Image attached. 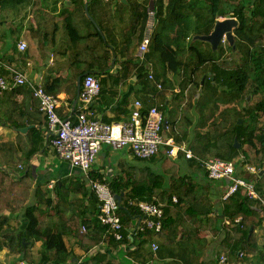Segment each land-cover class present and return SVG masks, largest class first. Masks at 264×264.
<instances>
[{
    "label": "trees",
    "instance_id": "16d2710c",
    "mask_svg": "<svg viewBox=\"0 0 264 264\" xmlns=\"http://www.w3.org/2000/svg\"><path fill=\"white\" fill-rule=\"evenodd\" d=\"M24 1L0 0V9L6 4H21ZM128 1L131 4L134 3L131 0ZM149 1L145 0L144 9L146 10ZM139 6L140 4H137V7L135 5L133 7L138 11ZM155 6L154 13L157 23L147 56L149 55V58H154V60L160 59L172 72L173 81L163 78L160 82L162 86L167 84L173 88L177 82L182 90L190 91L188 98L191 102L189 105L198 116L197 121L194 122L193 116L186 114L187 109L181 114L180 120H175L173 125L177 122L175 126L182 128V123L185 122L184 134H187V127L191 123L202 128L207 127L206 131L197 130L190 143L191 149L198 156L217 155L226 160H233L244 153V160H239L237 163V168L240 169L248 162V155L244 150V146L248 144L255 153V156L249 160L259 162L260 169H263L264 0H155ZM42 11L39 8L35 10L38 30L40 29L39 18ZM81 12L90 24H94L89 14L86 13L84 5L81 7ZM226 16L236 17L239 21V25L234 29V44L226 43L225 46L221 43L214 50L209 42L195 39L197 35L209 34L213 30L216 20ZM71 19H67L63 23H53L51 28L55 32L62 28L65 29L69 43L74 44L78 49L81 38H86V35L78 31V27ZM144 22H146L145 18ZM96 34L105 44L101 31L96 29ZM139 36L138 39L141 38ZM229 52L239 53L242 64L238 66L226 65L224 61H227ZM102 54L107 61L114 56V52L105 45ZM131 60L132 57H127L124 61L121 78L128 75L126 73L128 69L131 72V69L136 68V64L134 65ZM138 70H145L144 66L138 67ZM82 74L83 80L86 73L82 72ZM204 76L206 77L202 83ZM146 77L149 79V74ZM156 77L158 76L156 75ZM188 85L190 88H186ZM20 89L21 87L0 91V121L8 123L12 128H18L31 122L29 119L20 120L23 113L19 111L18 103L14 98ZM32 96L36 98L34 95ZM233 101H236L238 107L231 106L220 110L219 103ZM239 119H242L241 123L238 122ZM170 130L172 134L176 135L174 128L170 127ZM18 134L28 140L29 147L26 150L23 148L22 142L20 143L18 140V145L22 151L24 150L26 158L34 155L45 145L43 143L46 136L37 126L31 127L25 133L18 132ZM235 137L240 142L238 148L234 145ZM49 141L50 138H48ZM17 156L18 149L13 141H0V218L7 212L11 215L24 213L27 220V224L23 228V231H26L24 237L27 242V245L23 246L24 250L28 247L31 239L43 241L39 262L30 259L29 253L25 251L21 259L33 264H68L73 256V251L66 245L65 229L63 230L60 226L68 227L67 224L71 226L72 223H76L80 213L73 214L64 220L55 219V216H60L62 209L66 212V208L69 207L67 202L71 204L74 200H68V194L71 191H76L74 187L76 183L74 180H69L71 182L67 184L66 179L56 182L55 189L58 193V200L55 204L47 197V192L42 190V186L36 185V200L31 202L33 177L30 169L27 168L23 174L16 177H13L10 172L17 163L14 162ZM155 157L144 159L154 161ZM166 160L162 164L163 171H156L149 166L144 167L145 173L142 174L146 175V179L135 178L124 184L116 179L113 183H109L114 193H120L127 186L130 187V191L125 193L121 200L119 214L123 222H128L136 215L142 219L144 217L137 206L129 203L131 199L166 202L163 206V227L159 233L166 238L171 230L175 235H180L181 242L190 243L192 251L188 257L183 258L184 264H213V262L201 260L206 240L199 236V230L202 228L201 224L206 221V225L211 224L217 231L225 217L230 219L232 224L226 226L222 249L229 254L230 259L239 258L240 255L237 253L244 251L245 256L241 259L248 260L250 254H255L258 264H264V244L260 245L258 237L255 235V229L262 224L264 219V207L260 200L250 198L244 190L240 189L226 198L219 213L212 216L213 208L211 200L207 196L213 185L211 180L208 179L204 184L187 174L181 175L177 168ZM167 174H170L169 178L166 177ZM206 175L208 176L207 173ZM91 176H93L92 172ZM250 178L256 180L257 190L263 192L264 174L259 175L258 172ZM76 181H78L77 192L81 191L83 195L90 194V197H93L91 203L94 204L93 228L86 232H82L80 228L78 232L83 247L88 249L102 240L105 227L98 221L99 200L97 195L93 191L89 192L85 181L81 179ZM173 194L177 196L176 203L171 202ZM42 205H45L47 210ZM49 209H53L54 212L51 213ZM238 217H241V220L237 223L235 219ZM59 221H61V225ZM88 222L89 219L83 220L85 224ZM179 226L182 228L179 229ZM251 227H253L252 231H250ZM136 235L133 236V239L138 238L139 243L134 250L139 251L142 245L151 239L153 231L148 228ZM131 239L125 232L123 240L116 241L113 237H109L108 241L121 245L132 242ZM21 244L24 245L23 242ZM2 248L3 244L0 241V251ZM128 253L135 259L136 256L130 250ZM81 264H119V262L107 254L96 252ZM172 264H179V262H172Z\"/></svg>",
    "mask_w": 264,
    "mask_h": 264
},
{
    "label": "crops",
    "instance_id": "0c3cea01",
    "mask_svg": "<svg viewBox=\"0 0 264 264\" xmlns=\"http://www.w3.org/2000/svg\"><path fill=\"white\" fill-rule=\"evenodd\" d=\"M131 2L134 3L131 4L128 0H25L21 4H6L0 9V60L17 67L30 79L40 81L46 90L50 91L49 93L59 98L60 105L57 109L59 116L71 118L72 120H76L77 110L80 105L78 79L80 76L82 77V72L84 74L87 72L93 73L101 81V91L92 106L97 118L105 122L127 121L131 117L135 102L140 100L143 111L156 106L163 112L167 119V125L166 127L163 125L162 130L165 138H173L175 143L193 152L190 143L196 135V131H206L207 127L202 128L191 123L187 127V134H184L185 122L182 123V128L175 126L177 122L173 125V122L175 120L179 121L181 114L187 109L186 114L193 116L194 122L197 121V113L189 105L191 102L188 98L190 91L187 89L182 90L180 84L177 82H175L173 88L167 84L166 86H162L160 83L162 79L166 78L173 81V75L168 70L166 63L161 62L160 59L154 60V58H149V55L147 56V53L150 51V45L144 59L138 57L139 46L148 25L152 23L153 34L157 18L155 17L153 20L149 13L152 10L150 8L151 0L148 3L147 10L144 9L146 6L145 0H131ZM137 4H140L138 11L133 7L134 5L137 7ZM82 5H84L86 13L89 14L94 24H90L83 17L81 12ZM38 8L44 11L40 13L39 30L37 29L38 25L35 19V10ZM73 16L74 18H72ZM144 18L146 19L145 24L143 23ZM67 19H71L78 27V31L86 35V38H81L78 49L74 44L69 43L65 29L62 28L55 32L51 28L53 23H63ZM96 29L101 31L105 44L99 39V35L96 34ZM139 34L141 35L139 36ZM138 36L141 38L138 39ZM21 39L28 42V47L25 51H21L18 48V42ZM224 39L221 43L226 46V43H229V41L226 38ZM104 45L114 52L113 58L111 57L108 61L105 59L104 54H102ZM127 57H132L131 62L134 65L136 64V68L131 69V72L128 69L126 71L128 75L121 78V70H123L124 61ZM140 66H144L145 70H138ZM0 71L5 75L9 74L6 68L0 67ZM147 74H149V79L146 77ZM150 74H154L153 77H150ZM158 84H161V87ZM186 88H190V85ZM32 95L33 93L30 89L21 87L14 97L18 103L19 111L23 113L20 120L26 121L29 119L31 122L18 128H12L8 123L0 121V141H13L15 147L18 149V156L14 160L17 163L10 170L13 177L23 174L27 168L30 169L33 177L31 202L36 200V185H41L42 190L47 192V197L55 204L58 200V193L55 189L56 182L66 179L68 181L67 184H70L71 181L69 180H74V183H76L74 186L76 191H71L68 194V200H74L71 204L67 202L69 203V207L66 208V212L62 209L60 216H55V219L64 220L73 216V214L80 213L78 221L72 223L71 226L67 224L68 227H65L59 221L60 228L65 229V243L73 251V256H71L68 264H81L96 252L107 254L110 258L118 261L119 264H172V262L184 264L183 258L189 256L192 246L189 242H181L180 235H175L171 230L166 238L161 233L152 230L153 235L151 239L145 242L139 251L134 250L139 243V239H133V236H137L136 234L140 232H136V228L143 220L138 215L132 217L128 222H123L125 226L124 233L126 232L132 238V242L122 243L121 245L109 243L108 238L112 236L105 235V228L100 242L88 249L83 247L78 232L80 228L82 230L83 226H86L89 231L93 228L94 204H91L93 197L91 198L90 194L83 195L81 191L77 192L78 181L76 180L81 179L85 181V186L89 192L95 191L91 188L84 172L80 168L72 166L69 162L57 156L55 150L50 145V141L48 142L47 116L40 108V100L37 97L34 98ZM76 100L77 103H75ZM219 104L220 110L225 107H238L236 101ZM26 126H30L29 129L37 126L46 136L43 143L45 144L44 147L29 158L24 156V150L22 151L18 145L19 140L20 143L22 142L25 150L29 147L28 140L18 134V132H23L19 128ZM169 126L174 128L176 135L171 133ZM169 148L167 145H162L158 154L155 155L154 161H151L136 157L128 147L114 149L104 144L91 172L93 176H96L94 178L102 179L108 183H113L116 179H119L121 184L129 180L132 181L135 178L143 180L146 179V175L142 174L145 173L143 168L146 166L152 168L154 166L156 171H160L163 166L162 164H164L161 161L165 154L178 162V165L176 164L177 166L175 167L179 174H187L204 184L208 179L211 180L213 185L210 187L207 196L210 198L213 208L211 215H217L225 200L223 199V195L229 186V181L226 179H211L206 175L205 169L197 159L187 158L183 151L179 152L177 156H170L167 154ZM210 156L217 155L198 157L206 158ZM253 157H247L248 162L246 163L256 166L258 173L262 169L259 167V162L258 165L251 163L252 161L249 159ZM233 160H244V153ZM157 165H160V167H157ZM253 174L256 173H248L246 171L245 165L238 169V175L240 176L250 178ZM169 176L170 174L166 175L167 178ZM50 183H53V185L50 186ZM129 191L130 187L127 186L120 193L115 192V194H123V198L125 193ZM173 197L177 196L173 194L171 201L176 203L177 201H173ZM159 203L163 204V206L166 204V202L160 201ZM42 207L47 210L45 205H42ZM49 210L51 213L54 212L53 209ZM85 219H89L87 224L83 223ZM224 219L226 218H223L219 227L220 229L217 231L214 230V226L211 224L206 225V221L201 224L202 228L199 230V236L206 240L203 245L201 260L219 264V256L227 254L229 257V254L222 249V240L225 236L226 226H229L224 223ZM26 224L27 220L22 212L15 215L7 212L0 218V241L3 244V248L0 251L1 263L14 264L10 260L22 258L24 251L29 253L30 259L39 262L43 241L31 239L26 250L23 249L25 245L21 244L26 233V231H23ZM181 228L179 226V229ZM86 231L82 230V232ZM255 235L258 237V243L263 245L264 219L262 224L255 229ZM153 242L159 245L156 251L152 248ZM159 249L160 252H158ZM129 250L136 256L135 259L129 255ZM240 252L237 254L239 255ZM143 258L145 259L143 260ZM229 260L233 262L240 261L241 264H258L255 254H250L248 260H243L241 257L233 260L229 257Z\"/></svg>",
    "mask_w": 264,
    "mask_h": 264
},
{
    "label": "built area",
    "instance_id": "2783aa9c",
    "mask_svg": "<svg viewBox=\"0 0 264 264\" xmlns=\"http://www.w3.org/2000/svg\"><path fill=\"white\" fill-rule=\"evenodd\" d=\"M151 18L155 19L154 10L149 11ZM152 23L148 25L143 40L139 46L138 57L144 59L149 51L152 38ZM225 41V39H224ZM28 42L21 39L18 48L25 51ZM0 67L6 68L8 75L0 71V91L12 90L18 87H27L35 97L40 100L41 110L48 119L47 132L50 138V145L57 156L69 162L72 166L80 168L91 188L96 192L99 199L98 220L106 228L105 235L112 236L115 240L121 241L124 238V223L119 214L121 202L116 198L110 184L102 179L91 176L92 167L104 144L114 149L130 148L138 158H150L158 154L162 145L170 148L167 154L177 156L181 151L187 158L197 159L211 179H226L229 186L223 195L228 198L240 189L252 199L260 200L264 207V190L259 192L254 179L243 177L237 174V160H226L219 156L200 158L190 149L175 143L173 138H165L162 134L165 116L156 106L143 111L142 102L137 100L132 114L127 121L105 122L96 117L93 103L101 91V81L93 73H86L83 77L79 93V109L76 120L62 118L57 109L60 105L59 98L49 93L40 81L30 79L17 67L0 60ZM153 77V74H150ZM161 87V84H158ZM245 169L248 173H257L258 169L253 164L246 163ZM53 183H50L52 186ZM177 201V197H173ZM129 203L137 206L143 214V221L136 228V232L146 229L160 232L163 227L164 208L159 202H149L142 199H131ZM241 217L235 219L240 222ZM226 225H231V220H224ZM83 231L87 230L83 226ZM159 245L152 243L154 251ZM240 257L244 252L239 253ZM219 264H241L240 261L229 260L227 254H222L218 259ZM21 264H29L22 260Z\"/></svg>",
    "mask_w": 264,
    "mask_h": 264
},
{
    "label": "water",
    "instance_id": "95a60500",
    "mask_svg": "<svg viewBox=\"0 0 264 264\" xmlns=\"http://www.w3.org/2000/svg\"><path fill=\"white\" fill-rule=\"evenodd\" d=\"M150 8L152 10L155 9L154 0H151ZM238 25H239V21L236 17L219 18L216 20L214 28L209 34L197 35V36H195V39L204 40V41L209 42L212 45V48L214 50H216L219 47L221 41L224 38H226L229 41V43L232 45L235 42V34L233 32V29H235ZM205 77L206 76L203 77L202 83H204ZM81 79H82V77L80 76L78 79V95L80 93L81 84H82ZM75 103H77V100L75 101ZM238 122L241 123L242 119H239ZM163 125H164V127H166V125H167V119L166 118L164 120ZM29 127L30 126L22 127V128H19V130L24 132L27 129H29ZM234 145L237 148L240 147V142H238L237 137H235V144ZM262 174H264V169H262L259 172V175H262ZM115 195H116V198L121 202V198H122L123 194H115ZM254 208H256V207H254ZM252 229H253V227H251L250 231H252ZM22 242L24 245L27 244L25 237L23 238Z\"/></svg>",
    "mask_w": 264,
    "mask_h": 264
},
{
    "label": "rangeland",
    "instance_id": "374dc122",
    "mask_svg": "<svg viewBox=\"0 0 264 264\" xmlns=\"http://www.w3.org/2000/svg\"><path fill=\"white\" fill-rule=\"evenodd\" d=\"M227 57H228L227 58V61H224L226 65H229V66H238V65H241L242 64V61H241V58H240V54L239 53H234L233 54V53H230L229 52L228 55H227ZM244 150L247 152L248 157L249 156L250 157H253L254 156V149L252 147H250L248 144L244 146ZM165 160L167 162L171 163L173 166H177L178 165V162L177 161H174L173 158H171V157L169 158V157H167V155L164 154V157H163V159H162L161 162H164ZM251 163H254V164L258 165V162H256L255 160L252 161ZM157 167H160V165H157ZM152 168L155 169L154 166ZM157 169H159V168H157ZM160 171H163V166L161 167V170ZM22 260H24V259L17 258L15 260L13 259V260H10V261L14 262V264H21L20 262ZM0 264H3V263L0 262ZM47 264H49V263H47Z\"/></svg>",
    "mask_w": 264,
    "mask_h": 264
}]
</instances>
